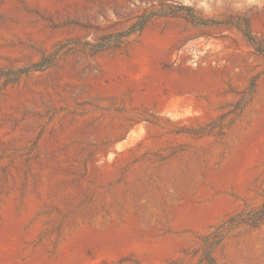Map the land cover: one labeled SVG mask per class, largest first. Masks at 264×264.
Wrapping results in <instances>:
<instances>
[{
    "label": "rangeland",
    "instance_id": "rangeland-1",
    "mask_svg": "<svg viewBox=\"0 0 264 264\" xmlns=\"http://www.w3.org/2000/svg\"><path fill=\"white\" fill-rule=\"evenodd\" d=\"M166 1L264 50V0H0V264H198L264 202V53L181 16L116 43ZM212 256L264 264V225Z\"/></svg>",
    "mask_w": 264,
    "mask_h": 264
},
{
    "label": "trees",
    "instance_id": "trees-1",
    "mask_svg": "<svg viewBox=\"0 0 264 264\" xmlns=\"http://www.w3.org/2000/svg\"><path fill=\"white\" fill-rule=\"evenodd\" d=\"M162 16H181L186 21L195 26H208L225 23L234 24L242 31L243 35L246 37L252 47H254L260 53H264V50H261L255 42L254 36L250 30V21L247 17H238L236 20H215L203 18L197 14L191 6L173 4L167 1L160 2L156 5H151L148 9H145L144 12L138 16L136 23L131 29L118 35L116 43H121L120 38L123 36L139 33L150 20ZM109 45V42L106 44H95L93 46V51H99L108 47ZM38 67L39 64H34L24 69L35 70L38 69ZM240 225H245L253 229L264 225V202L256 208L245 207L241 209L213 228L208 234H205L200 240L201 245L199 250L201 253L198 264H214V258L212 256L214 248L220 244L230 229Z\"/></svg>",
    "mask_w": 264,
    "mask_h": 264
},
{
    "label": "bare ground",
    "instance_id": "bare-ground-1",
    "mask_svg": "<svg viewBox=\"0 0 264 264\" xmlns=\"http://www.w3.org/2000/svg\"><path fill=\"white\" fill-rule=\"evenodd\" d=\"M175 116H176V115H175ZM175 116H174V117H175Z\"/></svg>",
    "mask_w": 264,
    "mask_h": 264
}]
</instances>
